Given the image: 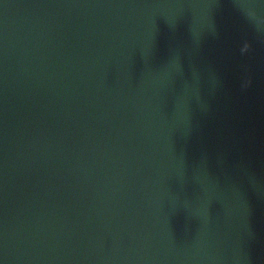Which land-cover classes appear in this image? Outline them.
I'll return each mask as SVG.
<instances>
[{"label": "water", "instance_id": "obj_1", "mask_svg": "<svg viewBox=\"0 0 264 264\" xmlns=\"http://www.w3.org/2000/svg\"><path fill=\"white\" fill-rule=\"evenodd\" d=\"M0 264H264V0H0Z\"/></svg>", "mask_w": 264, "mask_h": 264}]
</instances>
